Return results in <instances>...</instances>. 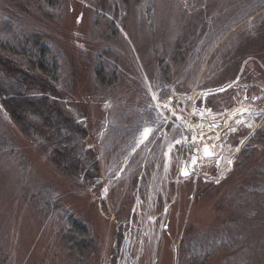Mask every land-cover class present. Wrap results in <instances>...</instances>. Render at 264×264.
<instances>
[{"label":"rangeland","instance_id":"rangeland-1","mask_svg":"<svg viewBox=\"0 0 264 264\" xmlns=\"http://www.w3.org/2000/svg\"><path fill=\"white\" fill-rule=\"evenodd\" d=\"M110 5L122 7L118 9L119 18L106 11ZM223 13L225 20L219 18ZM204 14L206 37L191 38L197 31L194 21ZM220 21L225 25L223 33L217 39L207 37L214 34ZM262 27L264 0H111L104 4L103 0H0V55L7 57L10 53L27 64L32 53L47 50L50 72L43 67L39 72L66 96L58 100L66 112L67 105L87 111V118L76 122L88 130V145L92 144V119L99 116V125L105 127L93 132L98 134L101 150H107L104 169L98 175L101 189L94 192H102L97 201L104 209L101 214L88 194L75 192V182L63 171L74 163L59 160L63 150L53 149V138H25L21 132L22 125H27L25 117L13 127L0 107V264H76L77 259L80 264H98L100 255L99 264H185L187 255L193 254L194 260L195 254L206 251L210 237L216 241L213 246L217 252L222 247L218 209L223 198L221 191L212 187L224 182L244 158L240 170L245 171L240 178L244 184L258 177L256 167L262 168L264 163V54L256 53L264 40L255 37V44H249L246 50L239 47L232 52L236 41L257 34ZM112 34L115 36L109 39ZM180 39L192 41H186L185 58L173 62ZM209 40L213 49L205 48ZM190 42L195 44L193 53L187 50ZM108 48L118 54L117 59L108 55ZM214 53H245L239 66L227 64L221 75L226 83L220 84L223 88L229 85L227 90L206 88L208 74L202 80ZM32 58L40 60L39 56ZM102 67L119 78L116 84L106 86L108 80L97 84ZM252 68L255 75L249 80L245 73ZM0 77H6L2 68ZM128 79L139 85L133 92L130 88L129 99L141 101L137 107L144 119L136 137L113 150L106 143L111 123L108 113L118 112ZM6 84L9 86V82ZM176 92L194 93L185 100L188 108L193 107L186 128L162 107L165 98ZM117 97L122 101L115 105ZM233 112H240L243 118L230 119ZM119 118L121 114L117 113ZM205 147L210 155H205ZM134 175L139 177L137 190L129 218L120 224L113 214L111 198L114 196L116 202L119 194L125 204L129 200L114 187ZM238 175L239 171L230 181ZM48 187H53L55 195L49 194L53 201L59 198L56 188L62 189L85 221L93 224L94 236L101 242L99 254L90 250L88 261L86 253L80 257L64 255L59 247V229L52 225L55 217L59 226L64 223L63 209L56 208L55 217L47 218L24 203L23 197L31 198ZM233 197L227 200L234 202ZM125 204L119 210L122 216L128 208ZM222 209L221 215H226L229 209ZM259 214L264 216V211ZM236 233L232 239L237 248L223 246V254L201 264H264V225L259 223L248 240L238 239ZM186 242L193 248L184 251Z\"/></svg>","mask_w":264,"mask_h":264},{"label":"trees","instance_id":"trees-1","mask_svg":"<svg viewBox=\"0 0 264 264\" xmlns=\"http://www.w3.org/2000/svg\"><path fill=\"white\" fill-rule=\"evenodd\" d=\"M105 2H111V0H103V4ZM121 8L122 7L118 5H110L106 11L115 14L116 17L119 18L117 14L118 9L121 10ZM236 9L238 8L236 7ZM206 14L208 15V13ZM206 14H204L202 17L200 15V18L194 21L193 27H195L197 31L194 33V35H191V38L206 37L205 32L208 26L205 18V16H207ZM220 17L222 18V20H225V13L219 15V18ZM110 20L113 21L112 19ZM110 20L109 23L113 24ZM223 24V22L218 24L217 30L214 31V34L207 35V37L212 38V36H214V38H216L217 36L221 35V33H223L222 29H224L225 26ZM229 25L230 24H228V26ZM262 28L263 29H258L257 34L256 32H254L255 34L253 35H251L250 33L248 35L242 36V39L236 41V45H233V48L235 50H233L232 52H235L239 47H243L245 49V47H247L249 44H255V37L261 36L260 40L263 41L264 27ZM36 34L39 37V33L37 32ZM114 36L115 35L112 34L109 39L113 38ZM243 37L245 39H243ZM188 40L192 41L191 39ZM186 41L181 39L178 41L179 45H177L173 52V56L175 55V60H173V62H175L179 58H185L184 53H186ZM211 41L212 40H209V42L205 41V48H214L210 44ZM6 45L9 49H11V51H14L9 42H6ZM194 45V43H189L187 50L190 53L195 52L193 49ZM106 50L109 56H114L117 59V53H114L110 48ZM40 51L41 53H39ZM39 52L32 53V57L39 56L40 60L36 61L34 58L30 57L27 64L19 62V60L12 57L10 53H7V57L4 55H0V68L4 69V71L6 72V77H0V107L3 112V114L2 112L1 114L3 116L5 115V117L10 121L13 127L15 125L14 122H17L19 118L24 116L27 125H25V123L22 125L23 131L21 132L25 138L31 137L32 140H41V135H44L46 138L47 136L49 138H53L51 139L54 141L51 145L53 149L59 151V147L63 150L62 158H60L59 160L66 159L68 160V163H74L75 165L70 166L67 164V169H63L66 175L75 182V192L78 194L81 193V196L88 194L87 198L92 201L93 205L95 204L94 206L96 207L97 211L102 214L104 213V209H100L97 202L98 200H101L102 192L100 193V191H98V195H94V192L96 188L101 189V179L98 180V175L99 172L101 173L104 169V164L106 162V156L104 152L107 153V150H101V144L98 140V134L93 132V130L96 131V128L102 130L105 126L99 125V116L92 119V133L90 134L91 138L89 136L92 144L88 145V142L85 141L88 138V130L85 127L77 124L76 122V120L78 119L87 118V111L84 110L83 113L82 111L74 110L76 108L73 105H67V107H69L67 108L66 112L65 109L58 103V100L66 96H64V94H61V92L56 89L55 83H53L47 77H44V75L39 72L41 67H43L45 71L50 72L47 69L45 58L47 50L45 51L44 49H41L39 50ZM256 53L264 54V46L261 47L260 44L258 50H256ZM206 54L207 53H205L204 56H206ZM244 54L245 53H214L211 57L212 64H209L206 68V70H208L209 72L203 73L202 80L204 79V74H208L206 75L204 80L206 88H208V86H213L214 89L223 88L224 86H221L220 83H224L225 80L221 79V75L224 76L227 64L235 63L236 66H239L241 60L244 59ZM252 56L254 58H258L256 54H253ZM202 60L204 61L203 58ZM201 64L202 62H200L199 66H201ZM106 73H108V76ZM147 73L151 74V72ZM136 74H138V79L142 81V74H140L138 69L136 70ZM245 74L247 75V79L253 80L255 71L252 68L249 73V69H247ZM168 75H170V78L172 77L173 69L168 72ZM97 78V84L99 86H101L102 82H104L105 80H108L106 86L111 83L116 84V81L118 82L119 79L118 77L116 78L115 74L111 75V72H107L104 67H102V69L100 70ZM6 82H9V86L6 84ZM128 83L129 86L125 88V96L123 97L124 99H122L123 101L118 97L117 99H115V105L122 101L118 112H113L112 114L111 112L108 113V118L110 119L111 123L108 127V136L106 139V143L112 145L113 150L122 148L123 145H126L131 140V138H135L140 131L139 128L144 119L143 116H140V113L138 112L139 108L137 107L141 101H137L136 103V98H134L135 100L132 99V97L131 99H129L130 88H132L133 92V89L137 88L139 85H136L134 82L132 83V80L129 79ZM113 88L115 87L113 86ZM81 90L84 91L85 88ZM141 92H143V90H141ZM50 96H53L54 98H51ZM99 104L100 103H98V105ZM133 104L135 105V107H133ZM209 105H212V102H210ZM117 113L121 114V118H119L118 120ZM96 140L98 141L96 145H94L93 142ZM245 153L247 152H244V154ZM76 154L79 155V158ZM245 156L246 155H244V157ZM244 161L245 158L242 162ZM242 162L236 165L234 172L229 175L224 182H222L218 186L212 187L214 191L215 189H218L217 191H221L220 194L223 198L222 202L220 203L221 207L218 209L219 219L221 222L220 229L222 231L220 232L221 234L219 236L222 235V237L220 238V244H222V247H226V245H228V247H231V245L234 248L238 247V245L234 244V239H232L233 235L235 236L236 233L235 227H237L239 231L238 233H236L238 239L248 240L250 235L256 233V228H258L259 223L261 226L264 225V218H262L264 216H260L259 214L260 212L264 211V163L262 164L263 170H260L262 169L261 167H256V175L258 177L256 179H253L254 181L246 182L244 184L240 182L241 175L245 172L240 171L243 170ZM249 169L253 170V168ZM237 171L240 172V175H238L237 179L235 180L236 182L234 181V179L230 181V179H232ZM138 179L139 177L137 175H134L133 178L125 179L123 180V182L114 187L117 193L123 191L124 196L129 200V202L126 203L128 204V208L125 209L124 215L122 216L119 213V210L123 208L125 204L122 201V197L120 199V195L118 194L116 196V202L114 196L111 198V207L113 209V214L120 224L125 223L129 218V211L133 203L134 194L137 190ZM232 181L234 182L231 183ZM94 184L97 185L94 186ZM143 187L144 185L142 186L141 190L143 189ZM227 189L228 191H226ZM51 190H53V187H48V189L43 188L39 193L33 194L31 198L26 199L23 197L22 199L25 204L35 207L40 214L45 215L47 218L55 217L56 208L63 209V213L66 214L65 216L63 215L64 223L59 226L57 224L58 221L56 217L52 220V225L58 227L59 234L61 236V240L59 243L60 250L63 249L62 252L64 253V255L68 254L70 256L80 257L81 255L86 253V261H88V253L90 252V250H94L92 253H95L96 251V253L99 254V247L101 246L100 240L96 235L94 236V230L91 229L93 224L90 221L89 223L85 221L86 219H84L81 212H78L77 207H74L66 199V194L62 191V189L56 188L59 193V198L54 201L51 199V196H49V194L55 195L54 191ZM202 192H204L203 194H205L206 190H203ZM232 194H234V199L236 197V200L234 202H230L229 200H227ZM223 207L229 209L226 215H221ZM45 224H47V222L44 223V226ZM239 224L241 225V228L238 227ZM244 224L247 226L246 228H244ZM47 227L48 225L45 226V228ZM85 233L89 234V237H87ZM199 233L200 232H197L194 235ZM213 241L216 243L214 237H210L209 239H207L206 251L199 255L195 254L196 257L194 258V260L192 259L193 254H191V256L187 255L183 258V263L187 264V262L189 263L191 261L192 264L207 263L210 259L216 258L217 255L219 256L221 253L223 254L222 247H220L217 252L215 251L216 246H213ZM188 247H191L190 242H186L184 244L183 250L185 251V249H187ZM77 260L78 262H76V264H80L81 260ZM100 261L101 255L98 260V264L100 263Z\"/></svg>","mask_w":264,"mask_h":264},{"label":"built area","instance_id":"built-area-1","mask_svg":"<svg viewBox=\"0 0 264 264\" xmlns=\"http://www.w3.org/2000/svg\"><path fill=\"white\" fill-rule=\"evenodd\" d=\"M194 93L191 94H180V93H174L171 96L167 98L165 102H163L162 106L166 108L170 114L175 116V118L184 125V128H186V122L188 119V112L190 113L192 111V106L189 108L185 104V100L187 96H192ZM204 133V132H203Z\"/></svg>","mask_w":264,"mask_h":264},{"label":"bare ground","instance_id":"bare-ground-1","mask_svg":"<svg viewBox=\"0 0 264 264\" xmlns=\"http://www.w3.org/2000/svg\"><path fill=\"white\" fill-rule=\"evenodd\" d=\"M241 113L240 112H233V113H231L230 114V119L232 118H237L239 115H240ZM214 119V118H213ZM212 121H215V119L214 120H212Z\"/></svg>","mask_w":264,"mask_h":264},{"label":"snow or ice","instance_id":"snow-or-ice-1","mask_svg":"<svg viewBox=\"0 0 264 264\" xmlns=\"http://www.w3.org/2000/svg\"><path fill=\"white\" fill-rule=\"evenodd\" d=\"M147 132H148V130L145 131V134H146V135H147ZM204 152H205V155H210L209 150H208L207 147H205ZM229 162H230V161H229ZM185 175H187V173H185Z\"/></svg>","mask_w":264,"mask_h":264},{"label":"water","instance_id":"water-1","mask_svg":"<svg viewBox=\"0 0 264 264\" xmlns=\"http://www.w3.org/2000/svg\"><path fill=\"white\" fill-rule=\"evenodd\" d=\"M228 88V87H227ZM226 89V88H225ZM224 90V89H223Z\"/></svg>","mask_w":264,"mask_h":264}]
</instances>
